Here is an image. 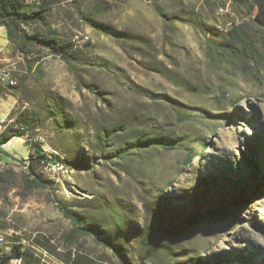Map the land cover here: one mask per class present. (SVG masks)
Here are the masks:
<instances>
[{"label": "rangeland", "instance_id": "1", "mask_svg": "<svg viewBox=\"0 0 264 264\" xmlns=\"http://www.w3.org/2000/svg\"><path fill=\"white\" fill-rule=\"evenodd\" d=\"M47 21L26 32L72 39L78 61L72 70L37 49L46 55L39 79L3 29L0 69L15 85L2 84L9 113L0 132L27 117L31 139L57 152L67 172L28 191L27 139L0 147V258L20 250L29 264H67L70 255L117 264L91 238L67 240L64 204L131 264H264V185L255 196L247 185L264 174V31L254 12L240 0H59ZM233 27L251 41H229ZM157 138L169 147L143 144ZM169 232L148 260L157 235Z\"/></svg>", "mask_w": 264, "mask_h": 264}, {"label": "trees", "instance_id": "2", "mask_svg": "<svg viewBox=\"0 0 264 264\" xmlns=\"http://www.w3.org/2000/svg\"><path fill=\"white\" fill-rule=\"evenodd\" d=\"M249 4L245 3V0H240L247 10L250 13L254 12V24L257 25L261 30L264 31V0H246ZM59 3V0H39L36 3H27L25 0H0V29H4L6 33V37L8 42L12 45L13 49L19 53L24 58L29 59L30 57L34 59L35 62V70L39 76V79L44 77V73L41 67L40 62L46 57L44 53L38 54V50L46 51L48 55L60 58L63 60L69 68L74 70L75 63L78 61L79 52L75 48V43L72 39L63 38L57 35L56 33L44 34L40 32L27 33L26 27L33 24H38L41 26H47L48 21V13L50 10ZM226 2L223 3V7H225ZM92 26L98 29L102 34L106 36H114L115 32L111 31L109 28L104 27L99 24H92ZM227 35L229 36V41H237L239 43H247V41H251L249 35L246 32L242 31L241 27H233ZM38 49V50H37ZM252 56H255L254 47L250 45L246 52ZM5 94V89L0 83V96ZM181 119H185L180 116ZM21 127H8L0 132V147L4 144L9 143L14 138H26V143L29 144L31 148V153L29 155V160L26 165L28 170V175H26V180L24 187L28 191L33 190H47L51 187L52 182L46 179L41 172L42 166L51 164L54 160L50 159L49 154L45 149H42V145L35 142L31 139V127L29 126L30 121L27 117L24 119H20ZM30 140V141H28ZM145 146L156 147H169V142L161 139H155L153 141H146L143 143ZM168 149V148H166ZM204 149V147L202 148ZM196 156V155H195ZM201 157V156H196ZM57 161L63 163L61 157L57 156L55 158ZM194 160V155H191L186 160V165H190ZM223 174V180L226 183H230V185H241L243 181H237L233 183L231 180L232 175ZM4 174L0 172V185L2 183ZM215 176L210 178L209 183L215 180ZM262 178V184L259 183L258 179ZM207 181V182H208ZM251 184L250 190H253V194L251 196H255V192L257 191L258 186L264 185V174L261 175L259 172L249 180ZM252 185V186H251ZM210 193L208 192V195ZM210 197V195H209ZM240 200V201H239ZM249 200H251L249 198ZM237 202L245 203V200H241L239 198L236 200ZM236 201H232L231 203H235ZM57 209L61 212V214L69 220L73 225V230L69 234L67 240L72 242L76 240L78 237H88L91 238L96 245L103 246L110 250L112 255L117 261V264H131L125 255L121 252L119 246L114 244L112 241L104 239L100 236L99 229L97 227L88 226L85 227L83 225V219L80 215H77L71 212L68 206L64 204H58ZM210 214H213L211 212ZM199 216H195L192 219H185L184 224L186 227H192L198 222ZM165 224V222H162ZM172 232L167 234H159L156 237V245L150 251L147 258L148 260H153L159 254L161 249L164 247V244L171 237ZM205 254L208 251H204ZM31 260V256L29 253L25 251H15L11 255L0 258V264H13V261H21L29 264ZM85 258L77 255L74 259L70 255L69 259L66 260L67 264H85ZM200 261V260H199ZM202 261V260H201ZM198 264H204L203 262H199Z\"/></svg>", "mask_w": 264, "mask_h": 264}, {"label": "built area", "instance_id": "3", "mask_svg": "<svg viewBox=\"0 0 264 264\" xmlns=\"http://www.w3.org/2000/svg\"><path fill=\"white\" fill-rule=\"evenodd\" d=\"M86 40H89V39H86ZM0 83H2V84L6 83V84L11 85V86L15 85V82L11 78L10 73L4 69H0ZM48 154L50 156V159L54 160L53 163H57V170H49V164L42 166L41 172L43 173L44 177L47 175L61 174V173L67 172L65 167H61V162H59L55 159L58 156L57 152H52V153H48Z\"/></svg>", "mask_w": 264, "mask_h": 264}, {"label": "crops", "instance_id": "4", "mask_svg": "<svg viewBox=\"0 0 264 264\" xmlns=\"http://www.w3.org/2000/svg\"><path fill=\"white\" fill-rule=\"evenodd\" d=\"M2 28L0 29V32H2ZM10 105V104H9ZM9 113V106L7 103L2 101V98L0 96V121L3 120L6 116H8Z\"/></svg>", "mask_w": 264, "mask_h": 264}, {"label": "bare ground", "instance_id": "5", "mask_svg": "<svg viewBox=\"0 0 264 264\" xmlns=\"http://www.w3.org/2000/svg\"><path fill=\"white\" fill-rule=\"evenodd\" d=\"M61 167H63L62 163H61ZM49 170H57V163L49 164Z\"/></svg>", "mask_w": 264, "mask_h": 264}]
</instances>
